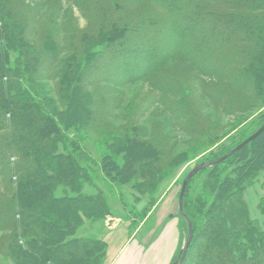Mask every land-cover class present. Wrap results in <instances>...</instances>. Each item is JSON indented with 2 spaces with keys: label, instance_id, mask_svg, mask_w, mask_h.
Wrapping results in <instances>:
<instances>
[{
  "label": "rangeland",
  "instance_id": "rangeland-1",
  "mask_svg": "<svg viewBox=\"0 0 264 264\" xmlns=\"http://www.w3.org/2000/svg\"><path fill=\"white\" fill-rule=\"evenodd\" d=\"M17 1L18 5L14 6L21 9L19 13L27 17L28 24L26 29L20 28L22 17H19L16 24L19 22L20 24L15 26L17 29L15 27L12 29V34L16 36L19 33L18 39L27 47L25 50L35 54L29 48V45H33L31 43H34L40 51L44 50L43 45L48 42H54L59 47L57 51L48 50V54H54L55 58L49 71L47 73L40 69H37L36 73L32 71L28 83L25 74H21L25 67L22 60L24 58L22 55L25 53L9 51L11 60L8 58V64L13 67L15 63L22 69L18 72L20 75H16L20 77L22 86L33 89V103L35 104L34 98H40L41 107L47 115L65 130V135L67 134L71 141H74L68 146L69 151L78 154L76 144L83 141L84 147L82 146L81 150L86 151L88 158L110 155L127 173L130 175L134 173L133 178L128 182H124L121 177L116 179L114 176L113 186L108 187L105 186L106 180L103 178L102 170H99V165L90 159H80V163L91 171L90 175L81 176L83 177L81 184L59 183L56 194L63 197L64 192L67 191L66 195L74 197L77 194L74 190L80 186L81 195L103 201L101 204L104 211L100 212L91 202L85 203L86 213H83L75 235L103 240L110 229L125 224L129 233L134 235L133 240L137 250L144 255L148 252L153 254L150 258L151 263L156 261V264H163L168 258H170L168 264L177 261L183 253L189 231V227L187 229L185 224L186 218L181 215L179 207V196L185 177L196 165L204 161L216 160L215 156L222 148L237 142L240 144L243 142H240L243 134H252L264 124V90L262 89V95H256L257 99H253L251 104H244L250 99L251 91L236 92L231 96L237 101V105H230L229 99L222 97L218 99V96L215 98L213 95L220 91L221 85L225 83L222 74L205 76L199 72L195 63L181 56L169 59L149 77H138L137 72L142 71L140 67L129 66L131 61L122 67L119 65V59L115 58L114 51L111 53L108 50L103 51L107 40L101 37L103 34L101 28L103 29L107 24L106 11L112 8L108 9L110 3L106 5L103 0ZM133 2L134 0H115L114 7L119 6L117 3L125 4L120 9L118 7V18H122L121 14L125 16L127 12L134 14L144 9L145 3L132 5ZM239 2L240 0H218L209 4L216 12L228 16L251 15L253 18L264 20L263 0L257 1L258 6L262 7L260 10L242 8ZM4 7L6 5L0 0V9H6ZM263 20L259 21L264 23ZM228 21L227 23L230 24L236 22L231 18ZM4 23L0 16V39L3 43L0 53L7 50L11 43L10 37L4 33L6 26ZM11 27L13 28V25ZM261 29H264V25H259L258 30ZM220 38L214 35L210 42ZM134 39L137 40L138 37ZM185 47L191 48V45ZM98 52L103 53L98 57L102 64L98 71L96 68L93 70L100 72L94 76L90 75V84L83 85L80 81L85 73V62L90 61L88 63L90 66L91 61L97 58L98 55L95 54ZM4 59L7 61L5 55L0 57V60ZM66 63L72 66L64 67ZM131 71L134 72L132 75ZM129 73L132 77L128 75ZM126 78L128 80H125ZM3 80H11L10 75H5ZM261 80H264V76H261ZM247 82L246 78H239V83L243 86L253 85V81ZM159 83H162L164 88H157ZM209 92H213V99ZM26 102L28 103L27 100ZM40 108L29 106L26 112L37 111ZM173 109L181 112L174 116ZM0 110H3L2 106ZM11 113L8 110L6 116L12 120L15 115ZM99 114L100 117L97 119ZM186 118L191 122L189 126L184 122ZM41 124L34 123L37 129ZM55 128L56 130L54 126L49 128V135L50 139L55 141L58 150L56 155L60 153L66 155L68 149L61 141L57 127ZM129 133L136 134L146 141L157 142L160 151L164 152L163 156L169 155L158 165L155 164L158 168L156 173L150 171L146 174V169H143L141 171L145 175L142 178H138L135 174L136 171H140L137 168H141L143 164L135 166L132 161L134 158H131L132 150L118 140ZM4 134L7 135L6 132ZM29 136L26 141L28 150L23 153L32 155L33 151H37L35 157H30L34 158V162L29 166L31 170L40 166L50 150L47 151L49 145L43 147V142L41 143L40 137L37 136L34 126ZM67 142L69 143V140ZM78 144L80 146V143ZM87 145L89 147L86 149ZM4 146L2 148H5ZM49 149L53 150L51 147ZM3 151L5 153L8 150ZM148 156L151 159V154L146 158ZM11 161L13 166L18 165L15 156L11 157ZM143 163L147 168L153 165H148L146 160H143ZM207 171L208 169L198 172L188 183L186 197H193L194 202L205 188L204 179ZM3 180L5 178L0 176V181ZM239 197L241 204L246 206L249 217L260 221L264 226V169L259 171L255 180ZM131 203L136 204L137 206L134 204L133 206L145 214L143 218L134 215ZM228 208L231 209L229 205ZM213 211L214 214H220L216 209ZM65 220H70V216H65ZM215 228L216 226H211V229ZM198 231L201 232L202 229ZM198 231L196 234L199 233ZM9 237L10 233L0 231V264H19L17 262L19 255L14 248L17 244L11 243ZM194 241L189 257L185 261L186 254L180 264H196V256L193 259L190 255H196V252L203 249L206 243L205 233L199 239L197 246L196 236ZM19 243L25 246L23 239H20ZM106 251L107 253H96L97 259L100 260L99 264H109L108 244Z\"/></svg>",
  "mask_w": 264,
  "mask_h": 264
},
{
  "label": "trees",
  "instance_id": "trees-1",
  "mask_svg": "<svg viewBox=\"0 0 264 264\" xmlns=\"http://www.w3.org/2000/svg\"><path fill=\"white\" fill-rule=\"evenodd\" d=\"M103 1L106 5L110 3L108 9L110 7L114 9L110 8L106 11L107 24L103 29L101 28L103 33L101 37L107 40L103 51L108 50L109 53L114 51V56L119 59L121 66L131 61L129 66L140 67L142 71L137 72L138 77H149L169 59L181 56L195 63L199 72L205 76L222 74L225 83L217 93L209 92L212 99V94L215 98L218 96V99L226 98L231 102L230 105L234 106L237 105V101L231 95L236 92L251 91L250 99L244 104H251L253 99H257V94L262 95L264 29L258 30L259 25H264L259 21L263 20L262 18H253L251 15L228 16L216 12L209 3L218 0H134L132 5L145 3L144 9L134 14L127 12L125 16L121 14L122 18H118V10L125 4L117 3L118 9L117 6H113L115 0ZM257 1L240 0L239 4L248 10H260L262 7L258 6ZM3 2L6 9H0V16L5 21L4 33L10 37L11 43L7 50L0 53V57L5 55L7 58V61L0 60V102H2L0 106L3 109L0 110V176L5 178L0 181V231L10 233L9 241L17 244L14 248L19 255V261L16 260L19 264L23 262L99 264L100 260L97 259L96 253H107L106 240L104 238L96 240L87 236L77 237L75 233L83 213H86L85 203L91 202L101 212L104 211L101 204L103 201L81 195L80 186L74 190L77 193L74 197L66 195L67 191L64 192L63 197L56 194L59 183L81 184L83 178L81 176L90 175L91 171L88 167L80 163V159H90L86 151L81 150L84 143L79 141L80 146L76 144L78 154L69 151L68 146L74 141H71L69 136L65 135V130L47 115L41 107L40 98H34L35 104L33 103V89L22 86L20 77L16 75L22 69L15 63L13 67L8 64L9 51L25 53L22 55L25 67L21 74H25L28 83L32 71H35L34 73L38 72L37 69L44 73L49 71L55 58L54 54H48V50L57 51L59 47L54 42H48L45 44L48 47L43 45L44 50L40 51L34 43H31L33 45H29V48L35 54L25 50L27 47L18 39L19 33L13 36L12 29L20 24V22L16 24L19 17H22L20 28L26 29L28 19L24 14L19 13L21 9L18 6H14L18 5L17 0H3ZM229 18L236 21L235 24L227 23ZM214 35L220 36V40L210 42ZM136 37L137 40L134 39ZM185 45H191V48H186ZM0 47H3L1 39ZM102 54V52L95 54L98 56L91 61L90 66H88L90 61L85 62V73L80 81L83 85L90 84V75L94 76L100 72H95L93 68L98 71L102 64L98 57ZM68 65L72 66L66 63L64 67ZM130 73L132 75L134 72ZM8 74L11 80L4 81V76ZM241 77L246 78L247 83L253 81V87L239 83ZM255 77L260 80H256ZM162 85L159 83L157 88H164ZM28 104L33 108L34 106L41 108L28 113L26 112L29 109ZM8 110L12 112L11 115H15L12 120L6 116ZM179 111L173 109L172 112L175 116ZM183 115L185 116L184 113ZM98 117L100 114L97 119ZM184 122L188 126L191 123L187 118ZM34 123L42 124L37 129ZM33 126L41 143L43 142V147L49 145L53 150L48 147L47 151L50 152H47L45 160L37 168L29 170V166L34 162V158L30 157H35L37 151H33L32 155H25L24 151L28 150L26 141L31 135ZM52 126L55 130L57 127L61 141L68 149L66 155L63 153L56 155L58 150L55 141L50 139L49 135V128ZM5 132L7 135L4 134ZM250 135L243 134L240 142ZM118 140L132 150L131 158H134L132 161L135 166L143 164L141 165L143 168H137L140 171L135 173L138 178H142L150 171L156 173L158 170L156 165L169 156H163L164 152L160 151L157 142L140 139L133 133ZM238 143L222 148L215 159L231 151ZM3 145L8 150L5 153H3V150H6L2 148ZM88 147L87 145L85 148ZM149 154L152 156L151 159L149 156L146 158ZM12 156L16 157L18 165L13 166ZM90 160L102 170L103 178L106 180L105 186H113L114 176L116 179L121 177L124 182H128L134 176V173L131 175L127 173L110 155H104L102 158L91 157ZM143 160L148 161V165L153 164L150 167H153L152 170L144 165ZM143 169H146V172L142 174ZM206 169L208 171L204 179L205 188L196 197V202L193 197L187 198L186 192L183 198L184 212L190 218L193 228V237L185 261L193 248L195 236L197 246L199 239L205 233L206 243L203 249L196 252V255H190L193 259L196 256V264H264V226L260 221L250 218L246 206L239 201L242 191L255 180L259 171L264 169V132L223 162L200 172ZM135 206L131 207L134 215L143 218L145 214ZM213 209L220 211V214H214ZM65 216H70V220L66 221ZM185 224L188 229L187 220ZM212 225L216 228L211 229ZM201 229L202 231L199 232L198 230ZM20 239H23L25 246L19 243Z\"/></svg>",
  "mask_w": 264,
  "mask_h": 264
},
{
  "label": "crops",
  "instance_id": "crops-1",
  "mask_svg": "<svg viewBox=\"0 0 264 264\" xmlns=\"http://www.w3.org/2000/svg\"><path fill=\"white\" fill-rule=\"evenodd\" d=\"M104 239L108 244L109 264H156V261L151 263L152 253L148 252L144 255L137 250V245L135 246V240H133L134 235L129 233L128 226L125 224L110 229L104 235ZM169 259H166L163 264H168Z\"/></svg>",
  "mask_w": 264,
  "mask_h": 264
},
{
  "label": "water",
  "instance_id": "water-1",
  "mask_svg": "<svg viewBox=\"0 0 264 264\" xmlns=\"http://www.w3.org/2000/svg\"><path fill=\"white\" fill-rule=\"evenodd\" d=\"M263 132H264V124L259 129H257L254 133H252L248 138H246L243 142H241L236 147H234L231 151H229L228 153H226L225 155H223L222 157H220V158H218L216 160L204 161V162L196 165V167H194L188 173V175L185 177V179L183 181V184H182L180 196H179V207H180L181 215L184 216L186 218L187 222H188L189 231H188V235H187V240H186L185 246L183 248V253H182L180 259H178L177 261L173 262L172 264H180L185 259V256L187 254V251L189 249V246L191 244L192 237H193L192 222H191L190 218L186 215V213L183 210V198H184V195H185V192H186V189H187V186H188V183H189L190 179L195 174L200 172L201 170H203V169H205L207 167L218 165L219 163L223 162L225 159H227L228 157L232 156L234 153H236L237 151L242 149L245 145L249 144L252 140L257 138Z\"/></svg>",
  "mask_w": 264,
  "mask_h": 264
}]
</instances>
